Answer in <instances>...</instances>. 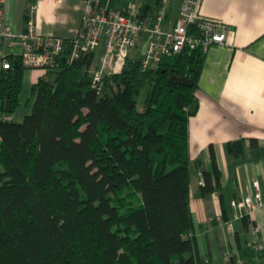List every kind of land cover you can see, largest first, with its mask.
Listing matches in <instances>:
<instances>
[{"label":"trees","instance_id":"trees-1","mask_svg":"<svg viewBox=\"0 0 264 264\" xmlns=\"http://www.w3.org/2000/svg\"><path fill=\"white\" fill-rule=\"evenodd\" d=\"M136 4L148 17L161 0ZM204 55L187 50L149 71L129 57L95 85V52L71 60L66 46L22 123L9 118L26 71L11 58L0 71V264H201L189 127ZM176 71L193 86L171 82Z\"/></svg>","mask_w":264,"mask_h":264},{"label":"crops","instance_id":"crops-1","mask_svg":"<svg viewBox=\"0 0 264 264\" xmlns=\"http://www.w3.org/2000/svg\"><path fill=\"white\" fill-rule=\"evenodd\" d=\"M33 1L4 0V15L14 32L26 30L35 8L42 35L76 36L84 1ZM183 1L161 0L166 30L174 28ZM111 2L107 6L114 10L129 4L122 0L112 8ZM200 12L223 21L233 36L228 45L213 46L204 55L197 91L199 107L189 127L198 256L201 264H264V205L248 216V222L235 220L232 206L255 196L257 182L264 191V0H202ZM43 74L42 70L26 71L20 105L33 99L32 88ZM212 150L221 175L219 187ZM205 174L215 186L209 195H203Z\"/></svg>","mask_w":264,"mask_h":264},{"label":"built area","instance_id":"built-area-1","mask_svg":"<svg viewBox=\"0 0 264 264\" xmlns=\"http://www.w3.org/2000/svg\"><path fill=\"white\" fill-rule=\"evenodd\" d=\"M111 0H88L82 25L75 37L65 39L42 35L31 11L26 30L16 33L7 24L3 3L0 0V71L13 67L11 58H18L26 71L42 70L44 73L56 70L60 58L71 47V60L104 45L101 69L96 70L94 84L102 83L106 76L120 75L126 60L139 44H142V68L157 70L166 58L176 57L185 51L206 54L213 46L229 44L233 31L218 19L204 16L200 12L202 0H184L180 16L172 30L165 29L166 13L161 9L156 15L138 16V6L127 4L123 9L108 8ZM256 194L243 201L233 202L234 219L242 220L264 205V191L255 183ZM257 233V231H256ZM258 249L262 245L256 244Z\"/></svg>","mask_w":264,"mask_h":264},{"label":"rangeland","instance_id":"rangeland-1","mask_svg":"<svg viewBox=\"0 0 264 264\" xmlns=\"http://www.w3.org/2000/svg\"><path fill=\"white\" fill-rule=\"evenodd\" d=\"M121 1L122 0H112L111 7L115 8L117 5H119L121 3ZM137 1H139V0H124V2L129 3V4H132V3L137 2ZM142 51H143V46H142V44H139L136 48H134L132 50L130 57L132 59L140 60L142 58ZM104 53H105V48H104V45L102 44V46H100L95 52V61H94V66H93L91 72H94L96 70L101 69V59H102V56L104 55ZM33 101H34V98L32 100H30V102L28 104L23 103L22 105H20L18 107L17 111L13 115H11L9 119H12L17 123H22L24 121L25 117L28 116L29 114H31L32 106L34 103Z\"/></svg>","mask_w":264,"mask_h":264},{"label":"water","instance_id":"water-1","mask_svg":"<svg viewBox=\"0 0 264 264\" xmlns=\"http://www.w3.org/2000/svg\"><path fill=\"white\" fill-rule=\"evenodd\" d=\"M170 81L175 83V84H178V85H184V86H193V80L189 79L188 77H183V76H180L178 71L175 72L174 75L171 76L170 78ZM10 103L8 102V112H11V108H10Z\"/></svg>","mask_w":264,"mask_h":264}]
</instances>
